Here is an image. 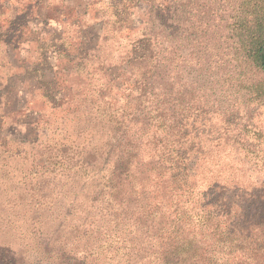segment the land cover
Masks as SVG:
<instances>
[{"label": "trees", "instance_id": "1", "mask_svg": "<svg viewBox=\"0 0 264 264\" xmlns=\"http://www.w3.org/2000/svg\"><path fill=\"white\" fill-rule=\"evenodd\" d=\"M48 1L0 0V264H264V181L196 167L228 91L214 135L264 156V0Z\"/></svg>", "mask_w": 264, "mask_h": 264}, {"label": "rangeland", "instance_id": "2", "mask_svg": "<svg viewBox=\"0 0 264 264\" xmlns=\"http://www.w3.org/2000/svg\"><path fill=\"white\" fill-rule=\"evenodd\" d=\"M22 2V6L26 4H31L32 0H18ZM50 3H58L60 0H49ZM48 1V2H49ZM71 2H77L82 0H70ZM232 1V0H230ZM236 1V0H235ZM49 3V4H50ZM14 4V3H12ZM14 5L13 7H16ZM22 6H19L22 9ZM214 9V8H213ZM211 10V13L217 14L221 12L222 14H231L230 10H224L222 7H216L214 10ZM200 10L205 12V7L200 5ZM211 30L215 33L221 29L217 24H211ZM102 32L100 29L95 33V44L99 41V38L102 37ZM233 42V40H232ZM101 43V42H100ZM99 43V44H100ZM212 43L219 46L224 45L223 41L212 35ZM231 43V41H229ZM101 45V44H100ZM219 69V67H216ZM184 72V71H183ZM185 73H183L182 84L185 83ZM257 77H263L262 71L258 68L255 72ZM219 78V77H218ZM226 89H230V85L226 84ZM197 96V93L195 94ZM229 96V97H228ZM215 100V103H213ZM189 102V96L184 97V104L187 106ZM214 107L211 109L209 123L210 135L211 138L208 140L204 135L199 136L200 150L196 154L198 159L197 163V181H199V187L205 189V186L209 184L210 180L217 181L220 186H227L231 188H244L250 190L251 188H257L262 181H264V156L263 154H258L257 157L253 155H248L249 159H244L246 155L244 151L234 150L232 148V142L229 137L226 135L220 141L217 139L219 135H214L215 132L221 131L220 125V116L219 114H226V109L232 104V92L226 95L221 93L211 98V102ZM197 115L201 112L196 111ZM241 116L239 115L238 123L242 124L244 120H247L250 115L248 114L246 106H241L240 109ZM242 118V119H241ZM258 127L261 128V132L264 136V104H261L258 109L255 111L252 120ZM188 124V122H187ZM185 147H187L188 136L185 137ZM254 156H256L254 154ZM18 235H14L11 230H5L3 233H0V244L15 248L17 250L19 246ZM17 246V247H16Z\"/></svg>", "mask_w": 264, "mask_h": 264}, {"label": "water", "instance_id": "3", "mask_svg": "<svg viewBox=\"0 0 264 264\" xmlns=\"http://www.w3.org/2000/svg\"><path fill=\"white\" fill-rule=\"evenodd\" d=\"M92 29H93V32H94V33H97V32H98V30H99V26H98V25H96V26H94Z\"/></svg>", "mask_w": 264, "mask_h": 264}]
</instances>
